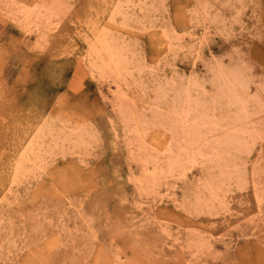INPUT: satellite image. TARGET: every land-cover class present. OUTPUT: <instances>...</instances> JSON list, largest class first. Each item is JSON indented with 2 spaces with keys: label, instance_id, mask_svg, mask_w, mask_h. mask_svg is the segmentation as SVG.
<instances>
[{
  "label": "rangeland",
  "instance_id": "1",
  "mask_svg": "<svg viewBox=\"0 0 264 264\" xmlns=\"http://www.w3.org/2000/svg\"><path fill=\"white\" fill-rule=\"evenodd\" d=\"M0 264H264V0H0Z\"/></svg>",
  "mask_w": 264,
  "mask_h": 264
},
{
  "label": "bare ground",
  "instance_id": "2",
  "mask_svg": "<svg viewBox=\"0 0 264 264\" xmlns=\"http://www.w3.org/2000/svg\"><path fill=\"white\" fill-rule=\"evenodd\" d=\"M111 49H112V48H111ZM106 52H107V51H106ZM112 53H113V52H112ZM106 55H107V54H106ZM109 57H110V56H109ZM179 164H180V163H179ZM179 164H178V165H179ZM180 165H182V164H180ZM178 167L180 168L181 166H178Z\"/></svg>",
  "mask_w": 264,
  "mask_h": 264
}]
</instances>
